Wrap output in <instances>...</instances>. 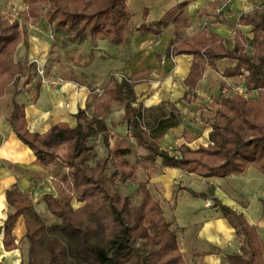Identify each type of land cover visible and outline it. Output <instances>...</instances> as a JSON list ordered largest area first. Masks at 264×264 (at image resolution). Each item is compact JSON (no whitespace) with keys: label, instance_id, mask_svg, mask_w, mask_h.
<instances>
[{"label":"trees","instance_id":"1","mask_svg":"<svg viewBox=\"0 0 264 264\" xmlns=\"http://www.w3.org/2000/svg\"><path fill=\"white\" fill-rule=\"evenodd\" d=\"M23 18L35 25L46 19L55 33H63L71 45L86 40H105L112 46L126 42L133 32L130 0H23ZM188 2H181L167 11L157 22H148V9L143 23L136 29L141 35H161L174 23L176 38L165 52V59L179 55L192 56L190 72L184 81L187 103L197 98L195 91L208 70L219 71L223 79L237 77L247 96L231 92L222 81L212 102L213 117L208 143L193 148L197 138L184 129L174 148L160 145L171 130L183 125L180 109L167 102L146 109L135 92V86L150 73L147 69L130 78L112 77L102 94L92 90L86 109L76 115V126L61 123L45 134L31 133L27 128L25 110L15 102L22 92L19 81L6 89L12 97L9 121L18 138L27 145L57 186L58 194H46L41 201L60 221L50 227L41 222L29 194L17 189L7 191L10 209L0 235L4 231L5 249H18L12 231L21 216H29L26 238L29 241L28 264H186L177 233L162 215L160 204L149 190V182L138 180L137 169L118 151L100 156L93 149L94 140L103 135L107 145L108 127L105 119L115 107L123 106L126 125L132 139L148 151L138 158V164L148 175L157 165L194 175L200 179H222L243 176L248 168L264 175V5L240 14L239 26L250 27L251 37L235 30L228 39L210 34L206 28L189 37H182L184 28L191 26L186 15ZM205 11L197 13L199 18ZM26 32L17 20L0 17V90L1 78ZM228 65L218 70V63ZM93 108V113L88 114ZM68 147V158L58 151ZM112 166L114 172L106 176ZM137 187L136 198L120 193L119 188ZM200 199L211 201L231 228L239 245L236 253H226V264H264V242L256 228L243 213L224 205L218 198L190 190ZM264 208V200H260ZM47 230L63 236L67 245L56 239L46 244L47 259L43 263L37 251ZM1 264V263H0Z\"/></svg>","mask_w":264,"mask_h":264},{"label":"crops","instance_id":"2","mask_svg":"<svg viewBox=\"0 0 264 264\" xmlns=\"http://www.w3.org/2000/svg\"><path fill=\"white\" fill-rule=\"evenodd\" d=\"M133 1L134 0H130L128 2L129 9ZM138 1L139 5L137 6L136 12L133 13L131 11L132 8L130 9L134 18V27H130L133 32L128 36L123 45L113 46L114 54L111 60H113L116 70L120 72L121 78H130L135 73L150 69V73L146 79L138 83L134 88L139 97V101L143 102L146 109L155 107L162 102H167L182 111L184 116L183 125L169 131L160 142L163 148H168L172 147L174 143L177 144L179 138H181L184 133V129L188 130V127L185 126L186 120L188 119H186L185 116L186 107H192L197 102L201 103L204 99L206 100V98L209 99L212 105L213 100L218 94L217 93L214 97L209 96L210 92L217 88L214 84L215 77L219 78V84L222 81H226L231 87L240 85L241 81L237 77L225 80L222 78L219 71L208 70L195 91L197 98L195 101L187 103L184 100V96L187 92L184 81L190 72L193 57L179 55L170 59L164 58L166 50L176 38V27L173 29V32L169 31L170 28H168L158 36L153 33L141 35L136 31L144 21L143 16L145 8L149 9L147 21L157 22L174 6L181 2H188L186 15L191 21V26L182 30V37L192 36L203 28H206L209 35L217 34L226 39L229 38L228 35H230V30L234 28L240 31L245 37H251L250 27L239 26L237 24L238 18L231 19L228 17L230 15H228L226 11L223 13L221 21H216L214 18L210 17L208 5L218 4L217 0H159L162 4L157 14L154 13V4L152 2L155 0ZM242 1V4H245L246 0ZM252 1L256 2L258 0ZM11 2L17 7L26 9L23 0H0V10ZM247 2H249V0ZM233 7H235V9H240L241 6L232 4L229 9ZM229 9L228 11H230ZM201 11H205L206 15L199 18L197 13ZM0 17L3 16L0 15ZM28 25L33 28L38 26L41 33L33 35L31 32L25 31V38L18 45L16 52L1 78L0 230H2L10 212L6 197L8 190L17 189L20 192L29 194L34 202L35 209L37 207V202L41 201L44 195L58 194L57 186L54 180H52V177L36 162V157L33 152L18 138L9 121V106L12 97L6 93V89L11 86L17 78L20 79L18 87L22 89V92L16 95L14 100L18 105L24 107L28 130L31 133L37 134H45L54 126L61 123L75 127L76 115L80 109H86L88 100H91L90 96L93 89L88 83H83L75 79H69L62 83L57 82L56 85L38 83L34 86H32L30 81H26L27 79L24 80V77L18 71L19 66H24L26 64V76L29 78L32 69L29 63L32 59L44 61L45 58L48 57L52 45V40L48 36L46 30L48 27L50 28V25L46 19H41L35 25ZM20 26L22 28L21 24ZM133 38H136V44H134L132 49L134 54H129L128 52L124 53L122 49L123 46L128 44V41H131ZM88 41L90 42L91 40ZM97 41L105 43L108 47V42L105 40ZM143 44L147 47L152 46L151 51L148 52L147 55L141 52V46ZM101 54H103V52H100L99 55ZM149 55L152 56L151 62H148L150 58ZM163 58L165 63L161 64L160 62ZM220 65H222V68ZM227 65L228 63L226 61H221L218 63V70L224 69ZM87 113L89 115L92 114L93 108L89 109ZM124 115L125 108L123 106L113 109V112L105 119L106 126L109 130L107 133L109 146L104 136L99 135L93 143V149L102 157L107 156L109 151L114 152L118 150L127 161L136 167L138 180L140 182H149L148 187L151 196L160 204L162 215L170 224L171 229L177 233L179 243L202 244L206 246L207 250L216 249V253L207 251L203 254L204 263L226 264L224 255L226 253H236L239 245V240L236 238L234 229L231 228L228 222L222 218L220 213L213 209L212 206H205L206 200L197 198L190 193V190L198 193H206L202 189H195V186L198 184L190 183V176L194 175H187L183 171L170 168L169 166L166 168L165 163L157 165L152 173L148 175V173L139 166L138 158L147 155L148 151L136 144L127 126L122 124ZM188 121L191 127H194V119L191 118V120ZM210 131L211 127L208 131V135ZM195 141L190 145L192 146ZM67 150V146H62L58 151V155L64 158V154L68 152ZM254 170V168H248L246 174L243 176H229L222 179L202 180L227 182L233 181L232 179H237V182L239 181L243 186L249 187L247 183L248 179H250L249 183L253 177L254 179L252 180L257 182H260L262 179L260 176H256L255 172H253ZM107 172H109V176H111L114 172L113 167L109 166L105 174ZM123 190L128 191L123 195L129 196L130 198H132L131 193H133V196L137 194V187H127L123 188ZM217 190V192H213V195L206 194L218 198L224 205L239 213H243L247 222L256 228L259 237L264 242V225H262V222L264 223V208L260 203L262 199H252L253 207L256 210L252 212L249 208L250 200H246L247 205L242 207L234 204L224 193L219 191V189ZM257 202L261 208L257 206ZM25 217L26 216L19 217L12 231L13 242L18 245V249L12 251H7L5 249L4 231H2L0 235L1 264H3L2 261H4L5 258L16 259L17 254L20 252V244H23L26 239L27 225ZM15 262L16 261H13V263Z\"/></svg>","mask_w":264,"mask_h":264},{"label":"rangeland","instance_id":"3","mask_svg":"<svg viewBox=\"0 0 264 264\" xmlns=\"http://www.w3.org/2000/svg\"><path fill=\"white\" fill-rule=\"evenodd\" d=\"M247 1L248 0H246L245 4H242L243 3L242 0H217L218 4L208 5L210 17L214 18L216 21H221L222 15L226 11L227 14L230 15L228 17H230L231 19L234 18L237 19L240 14H248L258 9L261 6V0H258L256 2L255 1L253 2L252 0H249V2ZM152 2L154 4V13L157 14L160 11L159 7L162 4V2H160L159 0H155ZM232 4L241 7L240 9H235V7L229 9L230 6H232ZM138 5H139V1L134 0L133 4L131 5L132 9L130 8L133 13L136 12ZM227 8L230 11H228ZM24 9L25 8L23 7L21 8L17 7L13 2H11L10 4L8 3L7 6H5L2 10H0V15L5 18L17 20L22 25L24 31H29L33 35L40 34L41 32L38 26L33 28L32 26L25 23L23 18ZM217 9H221L222 12L217 13ZM130 27L131 28L134 27V18H132L130 22ZM168 28H170L169 31L173 32V29H175L174 23H170L166 28L163 29V32H165L166 29ZM46 30L48 36L52 40V45L48 57L45 58L44 61H41L39 59H32V61L29 63V65L32 68L29 78H27L26 76L27 75L26 64L24 66L20 65L18 68V71L24 77V80L27 79L26 81L28 82L30 81V83H32V86L38 83L56 85L57 82L62 83L69 79H75L83 83H88L89 86L93 88L92 90H94L96 94L100 95L103 92V88L111 80L112 77H115L118 80L121 79L120 72L116 70L114 66V62L113 60H111L114 54V48L109 43H107L109 48L107 47V45H105V43H102L100 41L89 42L88 40H86L85 42L79 45H71L67 41V37L65 34L55 33L51 28V26L50 28L48 27V29ZM234 31L235 28L230 30V35H228L229 38L232 36ZM135 41L136 38H133L131 41H128V44H125L123 46L122 49L124 50V53L128 52L129 54H134L132 52V49L134 44H136ZM141 47L143 48V49L141 48V52L144 55H147L152 48V46L147 47L144 44ZM100 52H103V54L99 55ZM151 57L152 56H150L148 62H151ZM160 63L161 64L165 63L164 58L161 60ZM221 66L222 65H220V67ZM215 78L216 79L214 81V84L216 85L215 87H217L216 88L217 91L212 90L209 94L210 97H214L218 93V86H219L218 84L220 81L218 77ZM236 86L234 85L232 87H236ZM211 106L212 105L209 99L206 98V100L204 99L201 103L197 102L192 107L188 106L185 108V116L186 119L188 118L186 120L185 126H187L188 131L197 138L196 141L192 144L193 147H198L200 145L208 143V131L212 125V117L214 112ZM191 118L194 119L193 122L194 127H191L190 122L188 121L191 120ZM180 140L181 138H179L178 141ZM175 145L176 143H174L172 147H168V148H174ZM68 155H69L68 152L67 154L65 153L64 158H68ZM165 166L167 168V165ZM253 172H255L256 176H260L262 179L260 180V182H257L252 180L254 179L253 177L250 183H249L250 179H248L247 183L249 187L245 185L243 186L239 181L238 182L236 181L237 179H232L233 181H227V182L208 181V180H202L195 176H190L191 178L190 183L198 184L195 186V189L197 190L202 189L204 192L210 195H213V192H217L218 191L217 189H219V191L224 193L226 197H228L232 202H234V204H237L242 207H245L247 205L246 200H250L249 208L252 210V212H255L256 210L253 207L252 199L264 200V175L255 170ZM106 175L109 176L110 173L107 172ZM119 191L122 194L128 192L126 190H123V188H119ZM131 194H132L131 199L134 200L136 196H133V193ZM205 206L211 207L212 206L211 201H206ZM257 206L261 208L259 204ZM35 211L40 216L41 222L47 227L60 223V221L57 220L50 213L46 204L43 203L42 201L37 202V207ZM25 220H26V225L29 222H32L29 216H26ZM262 225H264L263 222ZM52 239H56L60 245L63 246L67 245V241L63 236H61L58 233H54L50 230H47L44 234L42 242L37 247L39 258L42 260L43 263H45L47 259V251H46L47 241ZM20 245H21V249L16 256V259L5 258L4 261H2L3 264H28L30 257V251H29L30 247H29L28 239L26 238L23 244ZM179 245L186 264H205L203 254H205V252L207 251L211 253L212 252L216 253L217 251L216 249L207 250L206 246H203L202 244L179 243ZM13 261L16 262L13 263Z\"/></svg>","mask_w":264,"mask_h":264},{"label":"built area","instance_id":"4","mask_svg":"<svg viewBox=\"0 0 264 264\" xmlns=\"http://www.w3.org/2000/svg\"><path fill=\"white\" fill-rule=\"evenodd\" d=\"M263 5H264V0H261V6H263ZM221 12H222L221 9H217V13H221ZM119 80H121V79H119ZM231 92L237 93V94L245 96V97L247 96L245 89L242 85V82L240 83V85H238L236 87H231Z\"/></svg>","mask_w":264,"mask_h":264}]
</instances>
